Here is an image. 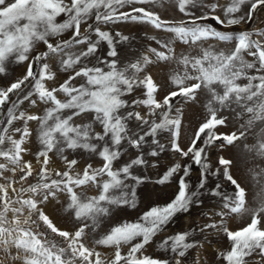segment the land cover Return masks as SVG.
<instances>
[{
	"label": "snow or ice",
	"instance_id": "6c2138e0",
	"mask_svg": "<svg viewBox=\"0 0 264 264\" xmlns=\"http://www.w3.org/2000/svg\"><path fill=\"white\" fill-rule=\"evenodd\" d=\"M165 5H174L180 18L166 20L154 10ZM261 11L264 0H228L226 5L207 0H0V264H187L188 252L202 247L194 230L159 241L166 259L142 250L178 215L202 207L206 191L219 198V211L204 213L208 222L199 231L205 240L212 232L222 233L230 245L217 260L251 264L256 255L264 260V31H221L204 23L211 19L223 28L250 27ZM121 24L149 25L172 35L150 37L159 48L149 47L151 55L133 54L125 62L119 46H131L132 37L111 27ZM176 41L193 51L178 55ZM210 41L223 47H204ZM102 45L107 59L98 55ZM160 62L175 63L180 70L169 76L166 94L157 99L163 86L155 83L148 66ZM13 64H26L14 79L9 76ZM59 73L65 75L62 82ZM137 90L140 98H125ZM201 94L205 115L182 147L179 104L198 101ZM40 105L42 115L29 111ZM230 119L238 124L236 131L219 133ZM30 122H37L36 129ZM33 135L39 143L35 152L28 146ZM250 137L253 142L247 143ZM237 141H244L243 151L254 162L249 169L258 192L253 207L232 175L233 160L219 156L212 164L210 149L223 151ZM168 151L199 167L198 183L189 182L191 165L170 164L155 183L174 182V196L137 221L101 235L98 230L113 208L135 207L137 186L146 177L134 169L157 167ZM29 153L39 169L24 159ZM83 153L98 157L100 166L85 161L80 168ZM126 153L130 159L118 164ZM50 154L62 162V170L49 168ZM210 176H222L233 191L222 192V183L209 189ZM89 187L97 194L88 196ZM54 201L71 219V231L58 227L45 211ZM233 216L248 219L231 230L227 222ZM96 246L111 248L113 254L104 258Z\"/></svg>",
	"mask_w": 264,
	"mask_h": 264
},
{
	"label": "rangeland",
	"instance_id": "374dc122",
	"mask_svg": "<svg viewBox=\"0 0 264 264\" xmlns=\"http://www.w3.org/2000/svg\"><path fill=\"white\" fill-rule=\"evenodd\" d=\"M208 3H219L220 5H226L228 0H207ZM163 19H179L181 14L176 11L174 5H165V7H156L154 9ZM217 15L222 14V10L220 8L217 9ZM254 22L251 23L250 27L248 25H238L232 26L230 28H223L221 25L216 24L215 21L209 19L204 21V23L210 24L213 27L217 28L221 31H231V32H241L245 29L251 31H264V11H261L258 14H254ZM62 20L63 17L58 18ZM114 31H120L124 35H128L132 37L131 46L125 43L120 47V59L121 61H127L130 59H134L135 54L136 57L141 54H147V49L149 47L159 48V45L155 40L150 39V37H156L157 39H166L171 38L170 33H165L160 30H156L149 25H136V24H121V25H113L111 26ZM258 38V37H253ZM208 43H212L215 45L217 50L223 47L219 42L210 41L205 42L204 47L208 46ZM105 48L106 45H102L99 49L98 55L105 57ZM175 52L179 55L182 52L188 53L192 52V49H189L186 45H183L181 42L176 41ZM38 51L43 50V45H40L37 49ZM152 59H155L152 57ZM102 66V65H101ZM180 69L177 68L175 63H164L160 62L157 64H152L148 66V73L153 77L155 83L157 85L163 86L162 90H159V95L157 99H161L167 92V85L169 83V76L174 72ZM26 71V64L24 65H11L9 76L13 79L17 76L22 75ZM65 79V75L63 73H59L57 75V81L62 82ZM79 79L77 83H79ZM243 82V81H242ZM48 87L52 86V82L49 81L47 84ZM141 91L137 90L134 95L131 97H125L126 99H137L141 97ZM63 99V96H60ZM204 94H201L198 98V101H189L187 103H180L179 106L183 109L184 115L182 120V136L180 138V143L182 147H185L189 142V137L192 132L195 131L196 126L201 122L205 115V109L203 108V104L205 102ZM43 105L38 107L30 108L29 111L33 114L42 115L43 114ZM143 113L144 109L139 107L136 109ZM30 127L34 130L37 127V122H30ZM238 124L230 119L226 126H221L218 129V132L221 134L231 133L236 131ZM166 142V141H164ZM251 137L248 139L247 143H252ZM243 143L244 141H237L235 146H229L223 151L218 149H210L212 164L215 167L217 158L219 156H224L225 158L232 159L234 164L231 169L232 175L235 179L241 184L242 187L246 189L248 206L253 207L256 206L257 203V187L254 186V181L252 179V175L249 172V169L253 167V161H250L247 154L243 151ZM32 148V152H35L39 148V143L35 139V135L32 138V144L28 145ZM130 152H135L134 149H130ZM52 155V154H50ZM25 160H29L33 164L34 169H39L40 164L37 163L35 157L29 153L25 154ZM80 163L79 167L82 168L85 165V161L93 164V167H99L101 162L98 157H92L89 159V154L83 153L80 157H78ZM130 159V155L128 153L122 155L121 160L117 162L118 164H123L124 162ZM151 159V158H149ZM159 165L155 168L153 167H141L138 169H134L135 175H140L146 177L145 183L137 186V198L135 207L123 206L113 208L112 214L110 217L104 219V223L101 226L100 234H104L106 231L110 230L111 227L116 226L118 224H122L124 222H135L139 219V217L149 208L162 205L168 202L177 191V185L174 182H169L164 185L156 184L155 181L159 178L160 175L163 174L164 170L173 163L179 162L181 164H189L191 165V172L189 177V182L193 186L198 183L199 177V167L193 164L187 158H180L178 155L173 154L171 151L162 153L159 157ZM50 169L53 170H62V162L54 155H52V161L49 165ZM3 181H0L2 183ZM216 183H222V188L220 189L222 192H232L233 187L227 183L223 182V178L221 177H212L208 178L207 187L213 188ZM18 187V185H17ZM77 191H81V189H77ZM97 192L94 188L89 187L87 189V195L93 196L96 195ZM204 201V204L200 208L193 207L189 214H180L178 215L174 221L169 225L168 230L162 234L157 235L154 238V242L150 245H147L145 249H143V254L150 256L152 258L157 259H166L167 253L159 248V241L168 236L178 232L184 231H192L194 230V238L202 241V247H197L188 252V261L187 264H223L222 260H217V256L221 251H226L229 249L230 245L227 241L226 237L222 233L212 232L211 235L204 239V234L199 231V226L208 222V218L203 215L204 213H210L211 211H219L217 206L218 197H213L209 192H205V194L201 197ZM61 202L66 204V196L64 194L60 195ZM54 205V206H53ZM45 211L50 215V217L55 221L58 227L61 229L71 231L73 228V223L69 218L68 214L63 211L60 204L53 202V204H49ZM247 217H238L233 216L232 219L228 220L227 226L231 230H238L244 226L247 221ZM210 241V243H209ZM89 243V247L93 245ZM97 251L102 253L104 258H108L113 254V249L106 248L103 246H96ZM123 252L127 251V247L122 249ZM251 264H264V260H261L258 255L250 258Z\"/></svg>",
	"mask_w": 264,
	"mask_h": 264
}]
</instances>
